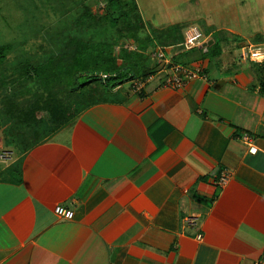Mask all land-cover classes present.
<instances>
[{
	"label": "crops",
	"instance_id": "1",
	"mask_svg": "<svg viewBox=\"0 0 264 264\" xmlns=\"http://www.w3.org/2000/svg\"><path fill=\"white\" fill-rule=\"evenodd\" d=\"M193 68L116 86L12 161L0 264H264V84L250 62Z\"/></svg>",
	"mask_w": 264,
	"mask_h": 264
},
{
	"label": "trees",
	"instance_id": "2",
	"mask_svg": "<svg viewBox=\"0 0 264 264\" xmlns=\"http://www.w3.org/2000/svg\"><path fill=\"white\" fill-rule=\"evenodd\" d=\"M104 1L106 14L86 7L74 22L53 26L50 37L52 42L58 41L55 43L57 45L51 44L54 49L48 56L40 61L29 59L14 66L19 73L15 77L19 82L25 83L32 79L42 91L47 92L43 101L34 103L28 109L19 107L18 112H14L18 114L19 121L28 125L33 123L34 130H43V125L46 124L50 129L47 134L53 132L90 105L109 96L116 86L132 81L135 77L145 78L155 73L156 66L153 68L149 65L151 61L148 49L163 46L170 52L172 60L181 65L185 64L181 60L183 54L194 49H206L205 54L210 55V61L213 60L212 64L208 62V66L218 67L220 63H214V59L223 53L224 45H229L232 40L242 41L240 38L231 39L224 31L218 30L212 32L211 43L185 50L180 45L184 40L182 30L186 28L183 23L163 28L150 27L142 19L136 0ZM107 27H110L109 34L103 38L101 31L104 32ZM123 37L126 39L124 43H128L130 39L138 46L129 50L125 44L120 50H116ZM242 46L238 45L237 50ZM176 47L180 48L179 52L175 51ZM11 48L12 44L0 46V63L4 62ZM250 63L256 73L260 74L264 84V64ZM64 94L65 99L61 96ZM45 137L46 135L33 143H38ZM13 167L6 172H10Z\"/></svg>",
	"mask_w": 264,
	"mask_h": 264
},
{
	"label": "rangeland",
	"instance_id": "3",
	"mask_svg": "<svg viewBox=\"0 0 264 264\" xmlns=\"http://www.w3.org/2000/svg\"><path fill=\"white\" fill-rule=\"evenodd\" d=\"M136 2L142 19L150 27L163 28L180 22L184 28L196 24L205 32L204 34H209L211 29L207 24L210 23L213 28L219 25L233 29L239 27L242 29L241 36L250 39L264 38V33H253L252 23L255 14V24H259L264 30V0H136ZM104 4V0H0V46L12 44L4 62L0 63V177L4 175L8 166L10 170L15 158L50 131L46 124L43 125V130L40 128L34 130L33 123L25 124L18 120V114H14L18 112L19 107L28 109L34 103L43 101L47 94L32 79L25 83L19 82L15 78L19 74L15 65L29 59L40 61L48 56L54 49L51 44L57 45L55 43L58 41L54 40V43L50 37L53 26L68 21L74 22L86 7L94 12L106 14ZM237 20L241 23L240 26ZM109 28L101 31L103 38L108 36ZM222 31L231 39L241 38L234 32ZM125 40L124 37L121 38L116 50H120L125 44L129 50L138 46L134 40L129 39L128 43H124ZM205 42H209L208 39ZM243 42L232 40L229 45H224L223 53L214 59V63L221 65L232 63L237 58V46L245 44ZM174 49L179 52L180 48ZM205 52L206 49H194L183 54L182 64L185 63L184 66L192 69L208 62L212 64L213 60L210 61V55ZM149 65L154 68L152 61ZM128 83L131 85L132 81ZM61 96L64 99L66 97L65 94Z\"/></svg>",
	"mask_w": 264,
	"mask_h": 264
},
{
	"label": "built area",
	"instance_id": "4",
	"mask_svg": "<svg viewBox=\"0 0 264 264\" xmlns=\"http://www.w3.org/2000/svg\"><path fill=\"white\" fill-rule=\"evenodd\" d=\"M205 41H207V36L196 24H190L185 28L184 40L180 45L184 47L185 50H190L192 48L201 46ZM147 54L152 61L153 66H156V72L150 74L148 77L134 79L132 80L131 86L135 92H141L147 83L152 81L158 74L161 75L160 84L166 87H179L183 86L185 82L193 77L199 75L200 71L197 69H189L181 64L175 63L170 52L166 50L163 46H158L156 49H148ZM238 61L244 62H256L264 64V43H253L248 42L244 44L237 53ZM250 138L247 134L244 135V139ZM227 173L221 178V181H225L227 178ZM55 212L66 218H71L73 216L72 209L66 208L63 205H57L55 207ZM196 217L188 218V222L195 223Z\"/></svg>",
	"mask_w": 264,
	"mask_h": 264
},
{
	"label": "water",
	"instance_id": "5",
	"mask_svg": "<svg viewBox=\"0 0 264 264\" xmlns=\"http://www.w3.org/2000/svg\"><path fill=\"white\" fill-rule=\"evenodd\" d=\"M212 42V40H210L209 42H205L204 44H203V46H205L206 44H209V43H211Z\"/></svg>",
	"mask_w": 264,
	"mask_h": 264
}]
</instances>
